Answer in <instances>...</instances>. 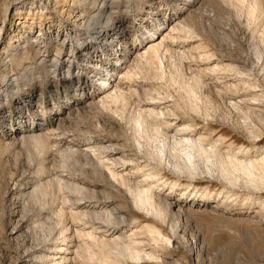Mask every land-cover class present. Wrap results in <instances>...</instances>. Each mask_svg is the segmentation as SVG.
<instances>
[{
	"label": "rangeland",
	"instance_id": "obj_1",
	"mask_svg": "<svg viewBox=\"0 0 264 264\" xmlns=\"http://www.w3.org/2000/svg\"><path fill=\"white\" fill-rule=\"evenodd\" d=\"M44 1L45 0H0V29H2L4 33L0 36V94L7 93L8 89H13L11 93L9 92V94H7L5 99L3 96L0 97V105L2 104L0 106V110L3 109L2 111H4V116H7L6 124L11 125L15 123V120L21 115V113L23 117L21 119H25L26 124L27 121L28 123H35L37 122L36 117L32 116L30 110L23 111L20 109L21 106L18 105V99H21L19 96L22 95L24 91L23 89H29L31 87L36 89V93L32 97L34 99L32 100V103L35 101L34 104L37 103L36 105H39V108H42L41 110H43V112H47L49 107H52V104H55L56 107H58L57 105L63 106L62 104L65 103L64 101L67 98L71 99V103L76 104V97L79 98V93H81V91L84 94V97L79 99V105L76 106V110L73 109L74 112L70 110V112L68 111L63 115L65 118L63 120L64 122L62 121L63 123H60V125L63 126L57 125L53 127L56 131H54V135H51V139L53 142H57L59 144H56V147H60L53 149L50 158L48 157V160H46L43 155H36L33 156V158L28 152L26 145L23 142H20L21 140H17V142H19L17 143L16 140L3 139L0 143L2 146H0V264L41 263V261H38L40 258H37L41 257L40 253L45 250L48 252V247H51L53 244L58 242V240H63V237L59 232V228L55 226V213H57L60 208H63L66 212L65 225H68L67 227L70 226L69 228L71 229V232L69 231V233L71 235H75L72 233L74 232L72 231V227L73 230L83 227V225L80 224L79 226L78 223L74 224L73 221H71L72 219L69 218L70 212H68L71 211L73 204L76 200L80 199V196L72 193H64V195H60V198L62 199L59 198L56 203L50 202L51 204L49 203L46 206L38 202V204H36L35 201L36 199L34 194L36 187L40 182H45L48 178L59 175H66V177H68L69 174L70 178L75 181L82 177H87L88 180L85 179L83 181L87 182L91 180L92 177L91 183L95 186L90 183V189H92V192L94 193V195H90V197H92L90 202H92V204H96L99 209L104 208L105 210L106 208L108 211L111 209V214L113 212V216L116 218L118 217L121 220L123 219L121 221L117 218L116 227L112 225L114 229L108 224H106V226L102 225V222L103 224L106 223L105 221L101 220L96 222L93 220L94 223H91V225H94V228L98 225L100 228H104L107 231L112 230L111 232L106 231V233L104 232V229L97 227L96 234L98 236L102 238H109V235H115L118 232H122L121 234H123L124 231L125 236L130 237L132 235V237L135 236L133 239L138 238V242L143 241L139 244L141 246L143 244V246L140 247L138 245V247L140 249H144V251L142 250L144 253H156L157 258L160 259L159 261L154 260L153 262H150V260L144 258L140 261V264H154L156 262L157 264H264V190L260 191L259 195H257L254 191L249 190L242 185L235 186L234 188L231 187L225 180L224 182L220 176H217L218 173H213L214 175L212 177L211 175L208 176V174H201L192 180V178H189L185 174L181 176L178 174L176 175V173H174L169 166L164 167V171L162 170V176L165 177V179L159 181V183L156 182L159 186L158 191H161V193L166 192L167 194L171 192L172 196L170 197V200L172 202L180 201L181 204L183 203L181 205V213L174 214V216L177 217H171L172 222L174 221L173 224H176V226L173 225L175 228L173 230L170 226L168 227L159 223L158 219L145 217L144 214L133 209V207L130 206L131 204L129 203L128 197H125L123 192L119 193V189H116L117 185H112V183L110 184V188V185L105 181L103 183V180H99L97 174H92V169L88 171V168L92 167H90L91 165L87 164L85 160H82L81 164L83 166L81 167L83 171L79 169L80 166H77L78 168L76 167V169L71 171L68 169L65 171V169L61 167L60 162L62 156L60 157L61 154L59 151L62 152L61 150L68 146L73 145L74 148H76V146H80L84 149L85 145L88 143L93 144L102 142L105 144L111 143L113 145L120 143L117 148L120 147L121 150L122 147L124 148V145H129V147H125V149H123L126 150L124 155L125 157L127 156L126 160L128 163L126 165V172H129L131 175L134 174L133 172L137 173V169L134 165L135 161L133 160L135 156H133L134 147H132L133 144L130 140V131L125 127L123 122L119 123L117 120L118 118H116L117 115H115L112 111L109 112L108 110L100 107L98 104V106L95 105L100 97H98V95L101 93L98 89L101 77L96 75L91 68L83 65V62H81L80 59L81 55H78L80 60L78 59L79 63L76 65V67L79 66V69H75L76 67H73V72L75 74L73 73L68 77V74L66 73L67 78H62L63 80L61 82L56 80L55 83L54 81H52V83L45 82L46 78L48 81L49 75H47V70L45 71V69L43 70L40 67L41 60L45 59V55L43 56V54H40V52L32 46L33 44L30 41V36H33L32 34H36L38 30L45 25L46 16H44V13H48L52 17L54 16L55 23L62 21L61 23L64 28L68 26L71 27V23H69V21L66 22L67 18L65 19V15H61L60 12L56 10L57 6L54 4H47L48 8L43 9L45 7H42L41 3L46 4ZM64 1L65 0H56L57 4L60 3L59 5H62ZM113 1L116 3L114 5L115 9L119 8L118 11L122 12L125 10H131L132 14L142 6H146L144 8L146 9L149 4H153L156 12L155 15L158 16L159 19H163L165 17L171 18L170 29L173 27L172 25L175 24H172V16H181V19H184L183 17H188L187 19L190 20L189 16L193 15L192 17L195 18L193 21L192 18L189 22L187 19L186 21L188 24L193 26L195 25L196 28L198 27L197 29H201L200 31L197 30L200 33L189 36L183 33L182 35L181 33L172 32V37L166 38L165 45H168L166 47L170 49V54H167V56L169 57L170 55V58L173 59H171V61L168 60L170 58L167 57L165 62V72L166 75H169L171 70H173L174 64H179L177 61L180 62L179 57H181L182 53L185 52V56H187L186 59H188V61L185 59L187 62L183 67L185 69V77L190 78L194 72H198V74L201 75L204 80L202 81L206 86L202 89V94L206 99L203 100L204 102H202L201 107H203L202 111L204 109L209 111L205 112H207V115L210 113V116L208 115L206 117L207 119H202V117L193 112V114H191V112L188 113L186 109H181V111L178 110V112H181V115H183L184 112L186 114V120L189 119L190 121L192 120L195 121V123L200 124L198 125L199 127H197V133L194 132V135L198 136V133H202L206 136L208 142L218 141L222 148L232 146L233 149L241 147H247L249 149H264V58L259 60L256 56V51L258 50L262 51L264 55V14L259 15L255 20H249L243 11L239 12V10H237L236 4L226 3L223 0H200L198 2V5L199 3L200 5H197L196 7L197 9L199 8V14L196 8L191 11L188 9L187 5L194 0H190V2H187V0ZM135 5L142 6L135 7ZM182 6H186L185 8L187 10H184V7ZM85 11L87 12L89 10L86 9ZM143 14L145 13L143 12ZM132 16L134 21L137 22L138 17L141 15L135 13V15L133 14ZM158 18H155L157 20L156 25L158 24ZM128 19L126 20L127 24ZM87 21L88 22L86 23H90V21L92 22L93 20L87 17ZM21 22L24 23L23 28L22 26H18V23ZM111 22L113 23L114 21H110L109 24H112ZM93 23H95V21H93ZM96 23L98 22L96 21ZM102 23L107 22L102 21ZM70 29L71 28H68L69 32ZM170 29L166 30L164 34H168ZM29 31L33 33L30 34ZM28 33L29 36H26ZM24 35L27 38H22L20 42L15 43V47L11 48L9 54L4 53L5 47L7 46V42L5 41L12 36L25 37ZM53 35L58 34H56V31H53ZM72 36L73 35H71V37ZM88 36L91 41L92 35ZM25 39H29V43H26ZM89 50L91 51L90 53H92L90 59H94L93 63H91L92 65L103 64V66L106 67L117 65L116 54L104 53L102 56L103 53L99 50L97 51V49L93 50L92 48H89ZM172 52H176L177 55ZM61 54L59 57H61L60 59L62 62L64 59V61H66V59L69 58L68 54L63 52ZM174 54L175 57H173ZM191 55L193 56V59ZM205 55L212 57L210 66L215 63L223 65L235 63L236 70L227 72L218 70L211 71L207 69L208 65H205L207 62L203 60ZM11 57H16V61L14 63L9 61ZM200 57H202V59ZM4 58H7L6 62L9 61L8 64L2 62ZM52 59L53 57L49 56L47 59L48 63L51 62ZM134 67L135 66L133 65L132 68ZM149 69L146 70L148 72L146 73L147 75L139 72L138 78H136V76L132 80H117L116 83H118L121 89L126 92H129L130 89H137L140 93H144L145 90L149 88V90H151L155 87L158 91L160 89V93L162 91L164 94L166 92L169 93L172 96L171 101L173 98V101H179L178 89L175 88V86H170L169 88L167 87L168 85L166 83V79L168 76L165 78L166 82L164 80L162 82L158 77L154 76L155 71H153L152 68L151 70ZM12 82H14V84L10 87L9 85ZM33 84L34 86H32ZM235 85H238L239 87L236 90L234 89L235 92H232L233 89L229 90ZM245 92L248 93L246 94ZM19 93L21 95H18ZM164 94L162 93V95ZM89 96H94V102L93 99L88 100ZM29 100L27 99V102L24 103L26 106L29 105ZM173 101L170 103L173 104ZM234 103H236L237 106ZM82 107L84 108L83 110ZM132 107H135V105H132L129 108ZM129 108H127V113H132L135 109L132 108V110ZM115 109L116 107L114 106L113 110ZM118 110H120L119 107ZM205 112L203 111V113ZM51 117L52 115L49 113L45 116L47 121H50L49 119H51ZM1 122L2 120H0V126L2 124ZM23 125L25 124L23 123ZM254 130L257 133L253 136L251 132ZM0 131H2L1 128ZM11 142L15 143V145L12 146L13 144H11ZM121 150L119 149L118 156L123 154ZM120 152L122 154H120ZM131 161H133V164H131ZM146 161L147 160L145 159L139 160L140 164L147 163ZM137 162L138 161H136V165ZM151 163L152 167L156 166L153 162ZM43 164L51 170L50 172L47 168L46 173H52L54 176L50 174L49 177L47 174H44L45 171H42L44 166ZM85 167L87 170H85ZM133 168L135 170L131 171ZM76 170L79 173H77ZM84 170L87 172L85 173ZM81 171L86 175L81 173ZM88 173L90 174L89 177ZM143 173L144 172H139L140 175L137 173V176L139 177L138 181L143 180ZM71 175L73 177H71ZM178 180L181 182H178L176 186L172 188V183ZM163 182H165L166 185ZM96 190H98V193L95 192ZM108 194L110 197H108ZM95 195H97V197ZM252 196L255 199H251L250 197ZM111 197L114 198V200ZM50 198H48V200ZM67 198L69 199V202ZM29 200H32V203ZM61 201L65 204L63 205ZM27 204H30L29 207ZM115 205L118 207L122 206L119 210H123L124 212L118 211V207ZM119 215L120 217L122 215V217L120 218ZM51 218L53 221H51ZM90 221L92 222V220ZM44 222L47 226H42ZM118 222L119 224L124 222V225H118ZM125 222H127V224H125ZM143 224H149L162 230V234L167 237L170 242L167 243L164 242V240L152 238L145 231L142 233V230L144 229L142 228ZM53 225L55 226V229L51 230L50 233L49 227ZM90 226L89 228L88 226H84V229L91 230ZM33 227H36L37 229L32 230ZM43 227L45 228L43 229ZM98 229L100 231H98ZM137 229L139 230L141 236L137 237V235H135L136 233L133 234L135 231L139 234ZM144 232L146 234L145 237H143ZM36 238L40 239L38 240ZM139 239L141 240L139 241ZM61 244L62 243L59 242L55 245V248ZM76 259L77 260H73L74 263L71 262L70 264H84L79 258ZM127 262L128 263L126 264H134L131 261Z\"/></svg>",
	"mask_w": 264,
	"mask_h": 264
},
{
	"label": "bare ground",
	"instance_id": "obj_2",
	"mask_svg": "<svg viewBox=\"0 0 264 264\" xmlns=\"http://www.w3.org/2000/svg\"><path fill=\"white\" fill-rule=\"evenodd\" d=\"M199 1L200 0H194L193 2H190V0H187V2H190L189 5H187L188 9L190 11L195 9ZM223 1L230 4L233 3L236 4L237 10H239V12L243 11V13L246 14L249 20L252 19L255 20L259 15L264 14V0H223ZM44 2L46 4L41 3L42 7H45L43 9L48 8L47 4H54L55 6H57L56 10L60 12L61 15L63 16L65 15V19L67 18L66 22L69 21V23H71V27L68 26L64 28L61 23L62 21L55 23L54 16L52 17L48 13H44L45 14L44 16H46L45 25L41 27L36 34H32L33 32L31 33V31H29V33L33 35L30 36V41L33 44L32 46H34L36 50L40 52V54H43V56L45 55V59L42 58L43 60H41L40 63V67L43 70L45 69V71L47 70V75H49L48 81L46 78L45 82L52 83V81H54L55 83V80L61 82L63 80L62 78L66 77V73L68 74V77L71 76L74 73L73 67H76L77 63H79L78 55H81L80 59L81 62H83V65H85V67L91 68L96 75L101 77L98 88L101 91V93L100 95H98V97L99 96L100 97L98 101L96 100L97 102L95 101L96 102L95 105L98 104L100 107L104 108L105 110H108L109 112L112 111L115 115H117L116 118H118L117 120L119 121V123L123 122L125 124V127L130 131L129 132L131 134L130 140L133 144L132 147H134V151H133L134 152L133 156H135V158L133 159L135 161L134 165L135 168L137 169L138 174L139 172L140 173L144 172L143 173L144 178L143 180L138 181L139 177L137 176V173L133 172L134 174L131 175L129 172H126L127 170L126 165L128 163L126 160L127 156L125 157L124 155V153H126L125 152L126 150L123 149H125V147H129V145H124V148L122 147L121 150L120 147L117 148L118 144L120 145V143H118L117 145H113L111 143L105 144L102 142L93 143V144L88 143L85 145L84 149L76 145H75L76 148H74V146L72 145L66 147L67 148V149L65 148L66 150L65 149L61 150L60 148V150L62 151V152L59 151V153L61 154L60 157L62 156L61 157L62 159L60 158L61 159L60 164L61 167L65 169V171L66 169L70 171L74 170L76 169L77 166H80L79 169L83 171V169L81 168L83 166L81 164H82V160L83 161L85 160V162L87 164H90L91 165L90 167H92V168H88L86 166L88 168V171L92 169L91 170L92 174L93 175L97 174L99 180H103L102 181L103 183L105 181L109 185L112 183H113L112 185H117L116 189L117 190L119 189V193L123 192L124 196L128 197L129 203L131 204L130 206L133 207V209L141 212L142 214L145 215V217H153L155 219H158L159 223H162L163 225H166L168 227L170 226L173 230L175 229L174 226H176V224H173L174 221L172 222L171 217L172 216L177 217L174 216V214L181 213L182 210L181 205L183 203L181 204L180 201L172 202L170 200V197L172 196L171 192L167 194L166 192L161 193V191H158L159 186L156 184V182L159 183V181L165 179V177L162 176V170L164 167L169 166L174 171V173H176V175L178 174L179 176H181L185 174L189 178H192V180L200 176L201 174H208V176L211 175L212 177L214 175L213 173H218L217 176H220V178H222L223 181L225 180L228 183V185H230L231 187L234 188L235 186L242 185L247 189L254 191V193H256L257 195H259L260 191L264 190V149H257V148L249 149L247 147L233 149L232 146H227L225 148H222L218 143V141L208 142L204 134L198 133V136L194 135L195 134L194 132H196L197 127H199L198 125L200 124H197L195 123V121L192 120L190 121L189 119L186 120L185 119L186 114L183 112V115H181V112L180 113L178 112V110L181 111V109H186L188 113L190 112L191 114L195 113L196 115L202 117V119L203 118L207 119L206 117L210 114L209 113L207 115V112L209 111H207L206 109H204L203 111L204 112L207 111V112L203 113L202 111L203 107H201L202 102H204L203 100L206 99L205 96L202 94L203 91L202 89L206 86L203 83L204 80L202 79L201 75H199L198 72L197 73L194 72L192 73L190 78L185 77V72H184L185 69L183 67L184 64L188 61V59H186L187 56H185V52H183L182 55L180 54L181 55V57H179L180 62L177 61V63L179 64H174L173 70H171L169 75H166L165 72V68H166L165 62L168 57L167 54H170L169 53L170 49L166 47L168 45H165L166 38L172 37L173 35L172 32H177L181 34L183 33L189 36L200 33L198 31H200L201 29H197L198 27L196 28L195 25L193 26L187 23L186 19L188 17L186 18L183 17L184 19H181L180 18L181 16H177V15L172 16L173 17L172 24L173 23L175 24L172 25L173 27L171 29H170L171 18L169 17H165L163 19H159L158 16L156 15H154L156 16L154 18L153 17L149 18V16L146 18L139 17L140 18L139 24H137L136 27L133 28L132 26L127 24L126 20L129 18L130 14L135 15V13L132 14L131 10L128 11L125 10L123 12L118 11L119 8L115 9L114 5L116 3L113 0H106V1L65 0L62 5H59L60 3L57 4L56 0H45ZM182 4H188V3H182ZM185 7L183 9L187 10ZM86 9H88L89 11L86 12L85 11ZM196 10H198V14H199L200 12L199 8L198 9L196 8ZM151 14H156V12H152ZM84 16L86 19L84 18ZM190 16H189L190 20L192 18L193 21V19L195 18L192 17L193 15ZM87 17L95 21V23H93V21L92 22L90 21V23H86L88 22ZM155 18L156 19L158 18L157 25H156L157 20ZM112 20L114 22L113 23L111 22L112 24H109L110 21ZM190 20H188V22ZM96 21L98 23H96ZM102 21H105L108 24L102 23ZM23 24H24L23 22L18 23V26H22L23 28L24 27ZM68 28H71L70 32L68 31ZM169 29H170L169 33L164 34V32ZM53 31H56V34L58 35H53ZM29 33L26 36H29ZM3 34L4 33L2 29H0V36ZM71 35L73 36L71 37ZM88 35H92L91 41L89 40ZM26 36L10 37L7 41H5L7 42L6 44L7 46L5 45L6 47L4 53L9 54L11 48L15 47L14 46L15 43L20 42L22 38H27ZM25 41L26 43H29V39L28 40L25 39ZM89 48H92L93 50L97 49V51L99 50L101 53H103L102 56L104 55V53L116 54L115 56L117 58L116 59L117 65L109 66V67L103 66V64L92 65L91 63H93L94 59H90L92 53H90L91 51L89 50ZM62 52L68 54L69 58L71 59L67 58L66 61H64L65 59L64 60L62 59L63 60L62 62L60 59L61 57H59ZM176 52H172V53L176 54ZM175 54L174 56L173 55L172 56L175 57ZM49 56L53 57V59L52 61L50 60L51 62L48 63L47 59ZM256 56L259 60L264 58L263 52L260 50L256 51ZM168 58H170V55ZM200 58L202 59V57ZM211 58H212L211 56L205 55L203 59L205 62H207V64H205L208 65L207 69L211 71L218 70L222 72L224 71L227 72V71L236 70L235 63H230L228 65L215 63L212 66H210L211 65L210 62L212 61ZM6 59L7 58H4L2 62L8 64L9 61H12L13 63L16 61V57H11V59L7 62ZM171 59L173 58H170L168 60ZM185 59L187 61H185ZM17 63L19 62L17 61ZM133 65L135 66L134 68H132ZM151 68L153 69V71H155L154 76L158 77L162 82L163 80L165 81V78H167L168 76V78L166 79L167 82L165 81L168 85L167 87L169 88L170 86L173 87L175 86V88L178 89L179 101L177 100L173 101L174 100L173 98L172 101L174 103L171 104L170 102H172L171 101L172 96L167 92L165 94L163 91L160 93L159 92L160 89L158 91V89H155V87L151 90H149L150 88L145 90L144 93H140V91L137 89L131 90L130 88H129L130 89L129 92H126L123 89H121L118 83H116L117 80L118 81L122 79L132 80L136 76H137L136 78H138L139 72L146 74L148 73L146 70L148 69L151 70ZM75 69H79V66H77ZM13 84L14 82L10 83L9 86L12 87ZM32 86H34V84ZM232 87L231 89H229V90L233 89L232 92H235L234 89L236 90L237 88H239L238 85ZM12 90L13 89L11 88V90L8 89L7 93H1L0 97L3 96V98L5 99L7 97V94H9V92L11 93ZM23 90L24 91L22 95L20 93L18 94L21 95L19 96L21 99H18V105L21 106L20 109L23 111L30 110L32 116L36 117L37 122L28 123L27 121L26 124L25 119L24 120L21 119L23 118L21 113V115L18 116L19 119L17 118L15 120V123L11 125L6 124L7 116H4L5 115L4 111H2L3 109L1 108L2 110H0V120H2L1 122L2 124L0 128L2 129V131H0V143L3 141V139L16 140V142L17 140H21L20 142H23L26 145L28 152L31 154L32 157L36 155H43L45 156L46 160H48V157L50 158L53 149H57L58 147H60V146L56 147V144L58 143L53 142L51 139V135L54 133V131H56L55 128L53 129V127L57 125L63 126L60 125V123H63L64 122L63 120L65 119L63 115L66 114V112L68 111L70 112V110L73 111V109H75L76 106L79 105L78 104V102L80 101L79 99L81 97H84V94L82 93V91L81 93H79L80 94L79 98L76 97V104L71 103V99L67 98L64 101L65 103L62 104L63 106L57 105L58 107H56L55 104H52V107H49L47 112L46 111L43 112V110H41L42 108L40 109L39 105H36L37 103L34 104L35 101L32 103V100H34L32 97L36 93V89L34 87H31L29 89L25 88ZM162 93L164 95H162ZM93 97L89 96L88 100L93 99L94 102L95 99ZM27 99L31 100V101L29 100L28 106L24 104L25 102H27ZM234 104L237 106L236 103ZM132 105H135V107H132L135 108L134 110L132 108H129ZM114 106L116 107L117 110L116 109L113 110ZM83 107L82 110L84 109ZM118 107L120 110H118ZM127 108L132 109L133 112L127 113L128 111ZM47 113L52 115L51 117L52 120L51 119H49L50 121L46 120L45 116ZM23 123L25 125H23ZM255 133H257L255 130L251 132L253 136ZM11 144H13L12 146L15 145V143L13 142H11ZM119 149L123 153L122 154L120 152V154H122L121 156H118ZM140 159L147 160L146 161L147 163L140 164L139 162ZM136 161H138L137 165H136ZM131 162H132L131 164H133V161ZM151 162H153V164H155L156 166L152 167ZM43 165H44L42 168L43 170L42 169L41 170L45 171L44 174H47L46 172L48 167L45 164ZM87 168L85 170H87ZM79 169L77 170L80 171ZM85 170L84 172L86 173L87 171ZM133 170L135 169L133 168L131 171ZM48 171L51 172L50 169ZM82 171L81 173H83ZM50 174L52 175V173ZM50 174H47V176H49ZM90 174L88 173V177ZM69 175L68 177H66V175L65 176L59 175L56 177L48 178V180L47 181L45 180V182H40L39 185H37L34 194V197L36 199L35 201L36 204L41 203L42 205L46 206L50 202L56 203V201H58V199L60 198V195L62 196V194L64 195V193H72L77 196H80V199L76 200L74 204L72 203L73 206L71 208V211L68 212H70L69 218L72 219L71 221H73L74 224L78 223V225L79 224L83 225L82 227L83 229L80 227L76 230H73L72 227V231H74L72 233H74L75 235L74 236L71 235L69 233V231L71 230L69 228L70 226L67 227L68 225L67 226L65 225L66 212L64 211L63 208H60L57 211V213H55L56 214L55 226L59 228L60 230L59 232L62 235L63 240L62 239L61 241L58 240V242L53 244L51 247H48L49 248L48 252H46V250L44 252H41L40 253L41 257H37L38 259L40 258V260H38L39 262L41 261L42 264H70L71 262H73V260H77L76 258H79L80 260H82L84 264H126L128 263L127 261H131L134 264L137 263L140 264V261H142L144 258H147L148 260H150V262L151 261L153 262L154 260H158V261L160 260L159 258H157L156 253L155 254L153 252L144 253L143 252L144 249L142 248L140 249L138 247L140 242L143 241H140L141 239H139L140 242H138L137 240L138 238L133 239L135 236L133 235L134 237H132L131 234L130 237L125 236L124 231H123L124 235L121 234L122 232L121 233L118 232L120 234L116 233L115 235L114 234L109 235V238H105V237L102 238L98 236L96 234L97 233L96 231H97V227L98 228L100 227L97 225V227L94 228V225H91V223H94V221L97 222L102 220L106 222V223L104 222L105 224H103L102 222V225L104 226H106V224H108L109 226L112 225L115 226L119 218L117 217L118 218L117 219L115 216H113L112 215L113 212L111 214V209L109 211L106 208L105 210L104 208L99 209V207L96 204H92V202H90L92 198L90 197V195L91 196L94 195L92 189H90V183L92 181V177L91 180L87 182L85 181L86 182L85 183L83 181L87 179V177H82V178L79 177L80 179L78 178L79 180L75 181L74 179L70 178ZM71 177L73 176L71 175ZM178 182L180 183L181 181L179 180L174 181L172 183L173 184L172 188H174ZM163 183L166 185L165 182ZM91 185L93 184L91 183ZM97 191L98 190H96L95 192ZM109 194L108 197H110ZM95 196L97 197V195ZM48 198L50 199L48 200ZM68 198L67 200L69 202L70 198L69 199ZM250 198L253 199L254 197L252 196ZM112 199L114 200V198ZM29 201L32 203V200ZM62 204L64 205L65 203ZM29 205L30 204H27L28 207ZM119 208L121 209L122 206L118 207V211H120ZM53 215H54V211H53ZM124 219L127 220L126 218ZM90 220H92V222ZM51 221H53L52 218ZM123 223L120 224L123 226L124 225ZM120 224L118 222V225ZM125 224H127V222H125ZM42 226H47V225L44 222ZM55 226L53 225L49 227L50 233L51 230L55 229ZM84 226L86 227L88 226V228L90 226L91 230L84 229ZM44 228L45 227H43V229ZM142 228H144L143 230L141 229L142 233L143 231H145L152 238L155 239L158 238L159 240L160 239L164 240V242L167 243L170 242V240L162 234L161 232L162 230L158 229L157 227L149 224H143ZM34 229L37 228L33 227L32 230ZM100 229H104V228H100ZM98 231L100 230L98 229ZM106 231L107 230L104 229V232ZM145 232L143 237L146 236ZM133 234L137 235V237L141 236L140 232L139 234H137V232L135 231L133 232ZM75 239L79 240V241L77 240V244ZM59 242H61L62 244L55 248V245L58 244ZM139 246L142 247L143 244L142 246L141 245ZM150 251H154V250H150ZM154 264H157V262Z\"/></svg>",
	"mask_w": 264,
	"mask_h": 264
},
{
	"label": "built area",
	"instance_id": "obj_3",
	"mask_svg": "<svg viewBox=\"0 0 264 264\" xmlns=\"http://www.w3.org/2000/svg\"><path fill=\"white\" fill-rule=\"evenodd\" d=\"M140 4V3H139ZM142 5H135V7H141ZM146 7V6H145ZM144 6H142L141 8H139L138 10H136L135 11V13L136 14H140L141 16H140V18H146V17H156V16H154L155 14H151L152 12H155V7L153 6V4H149L148 6H147V8L146 9H144L145 8ZM143 9V10H142ZM138 12V13H137ZM143 12L145 13V14H143ZM139 18V17H138ZM140 18L139 19H137V22H135L134 21V19H133V16L130 14V16H129V19H128V24L130 25V26H132L133 28L134 27H136V25L137 24H139V22H140ZM142 20V19H141Z\"/></svg>",
	"mask_w": 264,
	"mask_h": 264
}]
</instances>
